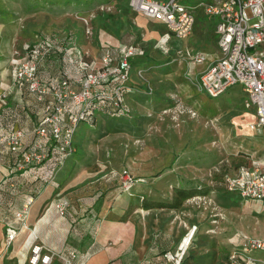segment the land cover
Segmentation results:
<instances>
[{
    "label": "rangeland",
    "instance_id": "obj_1",
    "mask_svg": "<svg viewBox=\"0 0 264 264\" xmlns=\"http://www.w3.org/2000/svg\"><path fill=\"white\" fill-rule=\"evenodd\" d=\"M119 1L82 0L64 5L0 0L8 10L0 15V118L4 129L3 121L20 118L22 102L24 105V95L13 80L12 58L23 52L25 44L46 34L62 40L79 39L84 47L97 52L96 40L105 39L112 30L101 27L104 14L97 19L95 14L101 10L117 12ZM199 1L181 0L188 5ZM117 15L121 23L116 25L120 26L119 43H133L145 51L133 59L132 79L139 83L140 92L127 98L128 114H100L93 124L82 123L77 129L76 150L58 173L62 178L57 175L53 185L57 187L75 176L70 189L96 184L97 190L78 197L75 203L70 200L71 208L62 217H71L76 227L72 232L77 233V240L70 247L79 258L89 253L85 264H107L116 259L123 262L131 251H140L143 256L150 244L160 245L158 252L177 248L185 237L188 241L196 226L187 253L191 249L199 264H227L229 250L241 245L237 232L264 239V202L241 198L228 191L223 181L225 174L242 165L262 164L264 136L249 126L255 119L253 111L244 107L241 85L211 97L189 76L194 64L187 50L207 53L217 42L200 8L192 34L184 39L167 35L160 22L134 10L123 9ZM87 25L93 27L91 37L85 35ZM141 68L144 78L137 75ZM128 174L139 180L127 184ZM179 187L194 188L198 194L184 200L179 208L143 206L146 199L172 200ZM70 189L61 192L60 198H66ZM112 190L115 195L126 192L130 196L126 212L115 215L123 213V230L119 237H112V244L92 252L98 239L100 243L106 241L110 222L103 221L106 217L100 208L106 199L114 197L105 195ZM22 225L20 229L25 228ZM79 226L84 229L79 231ZM130 235L133 240L127 250H122ZM255 254L264 262V252Z\"/></svg>",
    "mask_w": 264,
    "mask_h": 264
},
{
    "label": "built area",
    "instance_id": "obj_2",
    "mask_svg": "<svg viewBox=\"0 0 264 264\" xmlns=\"http://www.w3.org/2000/svg\"><path fill=\"white\" fill-rule=\"evenodd\" d=\"M129 5L135 12L160 22L167 35L181 39L192 34L197 8L214 17L219 55L211 60L207 53L187 50L194 65L209 61L198 77L191 74V68L189 76L211 97L241 85L244 107L252 110L255 118L249 126L264 136V0H201L195 5L181 0H129ZM85 35H93L92 26L87 25ZM23 49L12 58L13 80L18 89L35 99L38 121L21 127L9 123L4 129L0 118V152L11 153V173L40 178L46 186L55 183L59 171L75 152L80 124H93L100 114H128L127 98L140 92L139 84L132 79L133 59L145 51L136 44L120 42L102 45L93 52L70 37L62 40L52 34L37 36ZM137 75L144 78V69H139ZM136 180L139 179L129 174L125 178L130 185ZM224 184L241 198L264 202V159L262 164L242 165L226 174ZM42 190L28 195L14 210V219L22 226L27 227L31 206ZM55 207L64 217L70 201L60 198ZM195 229L196 226L188 241H184L185 237L176 249L137 264H181ZM18 230L11 224L6 227V247L14 242ZM30 236L37 238L33 232ZM236 236L241 245L229 250L227 264H264L251 255L256 250L264 252V239L241 232ZM29 250L31 264H85L89 254L79 258L75 249L56 251L35 241L30 242Z\"/></svg>",
    "mask_w": 264,
    "mask_h": 264
},
{
    "label": "crops",
    "instance_id": "obj_3",
    "mask_svg": "<svg viewBox=\"0 0 264 264\" xmlns=\"http://www.w3.org/2000/svg\"><path fill=\"white\" fill-rule=\"evenodd\" d=\"M204 16L208 20L210 28L213 29V31L215 32L216 25L215 26L212 25V20L215 18L207 15ZM104 38L105 40L109 41L112 44L119 43V39H117L115 36H112V34L110 35L108 33ZM207 53L211 60L215 59L219 55L217 42L215 48L211 49V51ZM207 63H209V61L201 64H195L191 74H193L194 77H198L200 72L206 68ZM23 92L24 90L22 89L21 93ZM21 98L24 99V105L22 102L20 118H17L18 120L13 118L9 119L8 121L4 122L5 126H8L10 122H13L16 126L19 127L31 126L35 122V117H33V115L28 111L30 107L26 103V98L25 97L24 98L21 97ZM10 165H11V158L9 156V153L7 151L0 152V184H2L7 179V177H9L12 174L10 170ZM61 175L58 174V176L62 178ZM72 178H75V176L74 177L71 176L68 179L64 180L57 187H55L53 184H49L43 187V190L39 195H37L35 202L31 207L30 215L28 218L29 225L23 229L18 230L16 239L8 247H6L3 244L6 226L8 224H14L18 227L19 225L18 222L11 217V213H8L5 210V208L0 206V264H30L29 247H30V242H34V241L56 251H64V250L72 249L70 245H75L74 241L77 240L76 239L77 233L72 232L73 230H76L75 224L73 223L72 218L69 216L66 218H62L63 216H60L58 214L55 207L56 201L60 199L61 192H63L65 189H70L71 186H73L72 183L74 182H72L73 180ZM95 190H97L96 184H88V185L86 184L80 188H72L68 190V192L65 194L67 195L66 198H68L69 201L71 200V203L72 202L75 203V201L78 200L77 199L78 197L83 198L86 193L94 192ZM107 192H105L107 198H110L112 195H114V197L111 200L109 199L105 200V202L102 204L100 208V213L106 217L104 218L103 221L110 222V226H108L107 236L104 237V240H106L105 243H100L99 242L100 239H98V245H95V247L92 249V252L98 249L99 248L98 246L102 247V246H106L107 244L108 245L112 244L113 243L112 237L120 236V232L123 230V225L120 222V218L122 214L126 212V209L130 204L129 201L130 196L126 192H120L117 195H115L116 194L115 190H112L108 193ZM120 199L121 201L118 203V206H116V204L113 205V203L116 202V200L118 202ZM22 202L23 199L21 198L16 203L17 204L16 206L20 207ZM70 208L68 209V211L70 210ZM113 210H115V213L112 214L111 212H113ZM119 212H123V213L121 214L120 217L118 216L116 217L115 215ZM111 215L115 217L109 218ZM83 229H84L83 226L81 227L79 226L78 228L79 231H82ZM32 232H34V234L37 236L35 240H33L32 236H30ZM72 236H74L73 243L71 240ZM133 238L134 236L130 235L128 240H126V244L124 245V248L122 250L128 249L129 247L128 243L129 241L133 240ZM154 247L155 246L153 244L148 245L145 249L143 256L139 254L140 251H136V252L131 251L128 254V256L126 255L127 257L123 260V262H121V260L117 261L116 259L114 261H111V263L114 262V264H129L141 258L152 256L154 253H156ZM251 255L260 259V257L255 254V251L251 252ZM101 264H106V263L104 262Z\"/></svg>",
    "mask_w": 264,
    "mask_h": 264
},
{
    "label": "trees",
    "instance_id": "obj_4",
    "mask_svg": "<svg viewBox=\"0 0 264 264\" xmlns=\"http://www.w3.org/2000/svg\"><path fill=\"white\" fill-rule=\"evenodd\" d=\"M36 1H38V0H36ZM39 1H46L49 3L59 2L60 4L65 5V4H69L71 2H81L82 0H39ZM123 9L132 11V9L129 5V0H127L126 2H125V0H120L118 5H117V8H116L117 12H113V11L108 12V11L101 10L98 13H96L95 17H94L95 19H97L99 17V15L103 16L102 14H104V16H106V17L103 18V20L101 21V23H102L101 27L104 28V30H106V31L112 30L109 33L113 34L118 39L121 38L120 37V35H121L120 34V26L117 27L116 25L117 24L120 25L121 23L119 22L120 18L117 15V13H120L121 10H123ZM7 13H8L7 8L0 4V15H6ZM196 18H197V15H196ZM210 19H212V18H210ZM93 25H94V23H93ZM212 25L213 26L216 25L215 19L212 20ZM94 30H95V28H94ZM96 30H97V28H96ZM94 36H95V32H94ZM72 39H74V38H72ZM78 40H77V42L79 44L83 45L81 42H79L80 40L79 41ZM88 41H90V40L88 39ZM96 41H97L96 45L94 44L95 45L94 48L96 50L99 47H101L102 45H106V44L110 43L109 41H107L105 39L96 40ZM23 93H24V97L26 99L27 98L29 99L28 100L29 102L26 101L27 105L30 107V109H28V111L33 115V117H35V121L37 122L38 119H37L36 109H38V104L36 103L34 98H32L28 95L27 91L24 90ZM9 156L11 158V153H9ZM225 175L223 176V181H224ZM45 184H46V182L40 178L28 179V178L23 177L18 172H14L9 177H7V179L2 184H0V206L5 208V210L8 213H11V217L14 219V210L20 208V207L16 206L17 205L16 203L18 202V200H20L21 198L24 200L28 195L42 189ZM175 191L176 192H175L172 200H170V201H163V200L162 201H153V200H148V199L144 200V198H145L144 197L143 198V200H144L143 206L145 208H153V207L179 208V207H181L182 202L184 200H187L190 197L198 194V191L194 188L191 189V188L179 187ZM19 224H20V222H18V225ZM8 225H10V224H8ZM11 225L15 226L16 228H19V226L17 227L14 224H11ZM155 244H153V245L157 246V243H155ZM159 248H160V245H158L157 248H155L156 253H154L152 256H149L146 258L154 259V258L161 256L167 250L176 249V248H174V249L170 248V249H166L162 252H158ZM190 250H188V253H187V251L185 252V255H184V258H183L181 264H199L200 263L198 257L196 255H194ZM204 264H209V263H204Z\"/></svg>",
    "mask_w": 264,
    "mask_h": 264
},
{
    "label": "bare ground",
    "instance_id": "obj_5",
    "mask_svg": "<svg viewBox=\"0 0 264 264\" xmlns=\"http://www.w3.org/2000/svg\"><path fill=\"white\" fill-rule=\"evenodd\" d=\"M184 244V243H183Z\"/></svg>",
    "mask_w": 264,
    "mask_h": 264
}]
</instances>
